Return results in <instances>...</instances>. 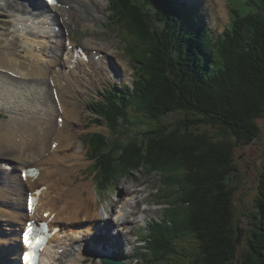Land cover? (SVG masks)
<instances>
[{
  "label": "trees",
  "instance_id": "1",
  "mask_svg": "<svg viewBox=\"0 0 264 264\" xmlns=\"http://www.w3.org/2000/svg\"><path fill=\"white\" fill-rule=\"evenodd\" d=\"M112 1L138 79L97 104L96 121H106L116 135L87 139L99 186L107 189L136 169L155 172L163 196L164 185L170 186L174 200L167 201L164 227L155 230L154 251L166 254L173 237L189 232L198 244L190 264H236L228 180L235 171L234 148L256 140V120L264 115V0H249L248 13L237 12L218 39L204 24L196 27L199 17L177 0ZM170 114L180 116L179 122L166 124ZM140 119L149 125L143 136L123 140L119 130ZM116 147H122L118 158ZM258 181V223L238 264H264V167Z\"/></svg>",
  "mask_w": 264,
  "mask_h": 264
},
{
  "label": "bare ground",
  "instance_id": "2",
  "mask_svg": "<svg viewBox=\"0 0 264 264\" xmlns=\"http://www.w3.org/2000/svg\"><path fill=\"white\" fill-rule=\"evenodd\" d=\"M217 1L222 14H226L224 0ZM35 2L0 0V11H7L9 16L12 15V22H15L12 33L21 37L19 50L15 51V44L8 41L10 34L0 32V37L8 42L0 45V109L8 110L11 114L7 121L0 123V263L13 264L14 253L22 250L19 231L27 221L42 218L45 213L55 215L52 222L45 220L48 224L59 223L63 225V230L67 229V240L52 238L42 254V264H61L59 251L64 249L66 241L67 249L72 242H87L86 238L93 235L92 228L107 244L83 243L80 253L86 256L88 252V255L95 257L105 252L110 256L116 245L123 249L119 230L125 229L129 233L126 227L137 211L139 195L127 193L131 188L121 185L124 191L120 192L116 213L107 208L101 215L93 212L92 205H98L94 201L93 185L89 181L83 182V176L77 179L78 174L75 173L83 167L85 153L84 148L76 146L74 139L78 135L73 125L78 123L80 116L76 104L84 102L87 94L95 92L98 72L100 79L105 80L102 72L112 76L115 71L119 74V71L114 66L113 70L109 68L99 56L103 53L97 48L112 49L109 42L102 41L97 48L87 42L85 55L90 61L85 63L82 53L74 57L75 52L69 50L70 47L75 48L71 38L67 40L61 30L53 33L49 24L50 21L56 24L60 18L72 19L73 9L86 22L90 18L98 22L100 17L97 11L104 10V0H58L61 4L49 7L50 13L45 16L36 8L42 10L46 6H38ZM13 12L18 15L14 17ZM20 14L34 16L28 19L20 17ZM28 98L33 99L34 103L29 104ZM17 111L23 114L18 115L15 113ZM59 118L62 119L61 123ZM117 150L114 149V152ZM29 167L38 169L39 174L35 179L27 178L24 181L16 175L18 168V171H22ZM40 188L41 194L35 197L36 209L28 214V192ZM145 211L139 214L145 215ZM7 252L12 257L10 262L5 259ZM69 264H74V261L69 260Z\"/></svg>",
  "mask_w": 264,
  "mask_h": 264
},
{
  "label": "rangeland",
  "instance_id": "3",
  "mask_svg": "<svg viewBox=\"0 0 264 264\" xmlns=\"http://www.w3.org/2000/svg\"><path fill=\"white\" fill-rule=\"evenodd\" d=\"M106 2V0H105ZM179 2H183V0H179ZM108 3V0H107ZM191 5L187 3L189 6H195V5H200L198 11L202 10L204 15L206 16V22L209 26V28H215V25L217 28L222 31L224 25L228 23L227 17L224 18L223 16L220 15L219 11V5L214 1V0H198L196 2H190ZM226 7L232 15L234 11L240 12L242 15H245L248 13V7L245 5V0H226ZM225 9V8H224ZM108 10V6H107ZM226 12V11H225ZM107 17L108 18V12L106 11ZM226 15V14H225ZM105 18V19H106ZM109 19V18H108ZM90 21L92 19H89ZM113 20V19H112ZM104 21V20H103ZM103 21L101 24L103 25ZM109 21V20H108ZM71 23L68 24H63V27H60L64 33V35L72 36V39L78 43L79 45L83 44L85 40H88L85 42V48L87 47V42L91 43L92 45H95L97 48V45H100L102 41H98L100 39L106 40V42L110 43L111 50L110 49H103L100 50L97 48L98 51L101 53H107L108 55L111 54L113 58L116 59L117 63L116 66L119 69L120 77L117 79L112 80V82H117L122 85L124 82L130 83L132 81L131 77V64L132 61L129 59V55L126 52V47H125V40L129 41V38L127 37L128 35L126 34V31L124 29L119 28V30H115L118 28V25L120 24L122 26V22L118 23L116 21L112 22H107L108 24V29L107 30H99L97 29V32H94L88 26V23L85 25H82L81 20L77 18H73L70 21ZM230 22V21H229ZM3 27L7 28V25H0V32L1 31H7ZM84 27L86 30L91 29V33L87 30L83 33L81 31V28ZM4 29V30H3ZM57 31L59 28H56ZM118 31V32H117ZM8 32V31H7ZM13 30H10V33H12ZM83 34H80V33ZM9 33V32H8ZM9 33V34H10ZM80 35H79V34ZM108 36L107 40L106 37ZM83 37V38H82ZM86 37V38H85ZM104 37V38H103ZM92 38H95L97 40H94ZM4 39V38H2ZM1 40V38H0ZM115 40V43L114 41ZM18 39H15V43L17 44ZM113 41V44L111 42ZM20 42V41H19ZM104 43V42H103ZM16 44L14 45V50L16 47ZM75 44V43H74ZM115 50L114 51V47ZM108 46V45H107ZM109 48V47H108ZM118 51V53H117ZM119 55V56H118ZM111 57V58H112ZM109 58V59H111ZM134 64V63H133ZM110 77V76H106ZM112 78V76H111ZM105 79V76H104ZM117 80V81H116ZM120 81V82H119ZM118 86V85H117ZM46 94V93H45ZM94 94V93H93ZM98 94L96 95H88L90 99L88 100L91 104L93 100L97 97ZM28 103L30 104L31 102L34 103V100L31 98H28ZM36 103H40L37 101ZM35 103V104H36ZM91 107V105H90ZM77 111L79 112L80 116L78 118V123H75L73 125L74 127V132L78 137L76 136L74 141L76 142V146L80 148H84V153L85 156L83 158V164L80 169H77L75 171L76 174H78V178L80 177H85L83 179V182H87L85 180H91L94 188L97 179L96 174L93 171V163L94 161L90 160L89 158V150L88 146L85 144V140L90 139V137L93 136V133L101 132L104 136L110 138L111 136L116 137L112 131L114 130L113 127H109L107 125V122H101V121H95L94 119H97V115L93 112V108L87 109L85 105H79L77 103L76 107ZM95 111V108H94ZM96 111L98 112L99 109L97 108ZM14 113V112H13ZM16 114L22 115L21 111L15 112ZM136 112L134 111L133 107H130L128 109V117L130 121L135 122L134 114ZM8 118V116H7ZM7 118L0 117V123L3 121H7ZM10 118V117H9ZM143 120V121H142ZM179 122L180 116L178 115H173L170 114L168 118H164V121L166 124L168 123H173ZM145 120L140 119V123H143ZM102 123V126L99 124ZM139 122L133 123L128 125V128H125L124 130H119V133L121 134V137L124 138H137L140 136L141 133H143L147 128L148 124H138ZM138 124V125H137ZM256 124L259 128V136L256 138V140L247 146H236L233 150V165H234V173L232 176L229 177L228 184L230 188L232 189V205H233V231H234V238L237 241L238 245V259L235 261L236 264L241 260L242 256L245 255L249 249V240H251L252 236V231L255 229L256 223H258V218H256L257 214V199L259 196V177L261 176V173L263 172V167H264V115L262 118L256 120ZM136 129V130H134ZM138 129V130H137ZM140 129V130H139ZM208 134L212 136H217L219 134V131L215 127H203ZM84 130V131H83ZM137 132L138 135L135 134H129L130 132L134 133ZM92 132V133H91ZM127 132V134L125 133ZM140 133V134H139ZM80 134V135H79ZM111 134V135H110ZM126 134V135H125ZM89 135V136H88ZM130 140V139H129ZM88 141V140H87ZM88 144V143H87ZM122 148V147H121ZM121 148H118V152L120 153ZM114 152V151H113ZM118 152L114 154L115 156L117 155L118 157ZM1 160V159H0ZM13 167V166H12ZM80 167V166H79ZM144 168V167H143ZM136 169L134 170L135 172L129 173L127 176H124V178L120 179L119 181L114 182L111 186H109V189H101L99 190L100 196H101V201L99 202L106 206L103 207V210L107 208L110 210L112 213H116L118 210L119 206V199H120V192L124 191L120 186L121 185H127L131 188V191L127 192L129 194L131 193H137L139 195V200L140 203H144V207L141 205L139 208V205L137 207L136 213L140 212L139 209L146 210L145 215L143 218H138L137 222L136 219H134V216L131 218L130 221H128V224L130 225L128 228L132 231L130 235L126 236L130 239V241L135 240L137 234L136 231L137 229H146L148 226L147 223L150 222L151 219H158L160 222H162L163 215L166 218L167 212L169 211V204L168 202H172L174 199L171 197L170 194V186H165V191L167 190V196L164 197L161 191L160 194V186H161V176L156 174L155 172L151 175L147 174L143 169ZM19 168L17 169V174L19 175L18 171ZM93 188V189H94ZM172 188V187H171ZM95 190V189H94ZM93 190V191H94ZM145 192V193H144ZM144 193V194H143ZM173 193V190H172ZM176 196H174L175 198ZM145 198V199H144ZM162 198V202H166L168 205V209L165 212V209L167 205L165 203L161 204L160 202L157 201V199ZM117 199V200H116ZM146 200L149 205H146L145 201ZM94 201L98 203L97 207L95 205H92V209L94 213H97L101 215V212L98 211L100 204L96 200V195L94 193ZM168 201V202H167ZM174 203V202H173ZM162 207L160 208L159 205ZM9 205V204H8ZM146 206V207H145ZM10 208V207H7ZM147 208V209H144ZM116 211V212H114ZM168 224V223H167ZM158 225V224H156ZM124 228V227H123ZM122 229V228H121ZM121 236L125 237V231L121 232ZM145 234L143 230H139V237L137 238L139 241H142L141 238H144ZM126 239V238H125ZM150 243H154L158 245V240L156 238H153V236H150ZM15 240V238H14ZM92 240H97L100 241L98 236H93L91 237ZM160 241V240H159ZM15 244V242H14ZM173 248L170 246L171 251L167 252L165 255L163 252L159 251H154L150 253L151 251L148 249V246H144L142 248H136L135 244H131L133 246L132 248H128L126 251L123 250L124 253H121V255H116V262L114 263H109V264H190L192 259L194 257L198 256V244L196 239L190 235L189 232L183 233V234H177L176 237H173ZM153 256H152V255ZM72 255V254H70ZM74 255V254H73ZM156 255V256H155ZM158 255V257H157ZM159 255L161 258H159ZM164 255V256H163ZM115 255H110L109 257L112 258ZM104 257V256H103ZM106 257V256H105ZM107 257V258H109ZM68 259V257H67ZM86 259H89L91 261L90 264H103L102 259L93 261L96 259V257H86ZM160 259V260H159ZM78 260V257H77ZM97 262V263H96ZM63 263V260L61 262ZM67 264V263H65ZM69 264V262H68Z\"/></svg>",
  "mask_w": 264,
  "mask_h": 264
},
{
  "label": "snow or ice",
  "instance_id": "4",
  "mask_svg": "<svg viewBox=\"0 0 264 264\" xmlns=\"http://www.w3.org/2000/svg\"><path fill=\"white\" fill-rule=\"evenodd\" d=\"M52 2H53V0H49V3H52ZM31 231H32V228H31V226H29V228H28V232H26L25 235H24V237H23V239H24V243H25L29 248L33 247V244H32V242H31V238H30V236H29V233H30ZM25 260L28 261V264H31L30 258H29L28 256H25Z\"/></svg>",
  "mask_w": 264,
  "mask_h": 264
},
{
  "label": "water",
  "instance_id": "5",
  "mask_svg": "<svg viewBox=\"0 0 264 264\" xmlns=\"http://www.w3.org/2000/svg\"><path fill=\"white\" fill-rule=\"evenodd\" d=\"M238 240H239V239H238ZM238 240H236V242H237Z\"/></svg>",
  "mask_w": 264,
  "mask_h": 264
}]
</instances>
